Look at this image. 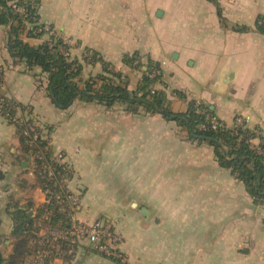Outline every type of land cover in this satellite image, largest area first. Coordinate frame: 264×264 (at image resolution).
Segmentation results:
<instances>
[{"label":"crops","instance_id":"0c3cea01","mask_svg":"<svg viewBox=\"0 0 264 264\" xmlns=\"http://www.w3.org/2000/svg\"><path fill=\"white\" fill-rule=\"evenodd\" d=\"M38 14L69 40L81 88L105 73V61L134 90L151 59L164 74L156 88L165 90L174 112L196 101L227 126L242 116L264 136V32L257 28L264 0H39ZM8 37V26L0 24L4 92L23 107L20 116L41 128L52 150L65 154L69 187L80 196L77 216L92 221L104 215L123 236L126 263L264 264V199L220 163L214 145L192 138L174 119L143 107L130 111L123 101L77 98L67 109L57 107L47 92L48 74L12 57ZM22 37L39 46L50 34ZM133 54L139 56L134 64L124 61ZM32 165L16 125L0 116L5 257L16 242L11 211L18 206L35 216L44 204ZM19 264L119 263L84 240L72 258L49 263L34 253Z\"/></svg>","mask_w":264,"mask_h":264},{"label":"trees","instance_id":"16d2710c","mask_svg":"<svg viewBox=\"0 0 264 264\" xmlns=\"http://www.w3.org/2000/svg\"><path fill=\"white\" fill-rule=\"evenodd\" d=\"M13 1L0 0V24L8 26V49L12 57L26 62L29 67L40 66L48 74L47 92L57 107L67 109L77 98L98 101L104 105L123 101L127 103L130 111L143 107L146 112L160 113L168 119H174L188 128L192 138L214 145L220 163L230 167L246 183L252 195L264 199V144H262V152H259L250 142L251 138L257 137V131L261 132L259 128H252L249 125L229 127L216 115L214 110L203 107L196 101L190 102L185 112H174L170 108L165 90L156 88L152 91L151 89V85L162 81L164 75L160 63L151 59L147 61V69L143 71L141 80L134 90H130L127 82L121 80L122 74L110 70L105 61H103L105 73L90 78L85 87L81 88L75 80L81 67L76 60L70 58L69 45L59 39L52 48L47 42L33 46L22 37L23 33L28 37H40L44 34L43 31L37 30L42 25L38 14L39 0H36V6L31 3L26 4L24 13L13 9ZM16 1L21 2V0ZM214 1L217 2V0ZM257 28L264 32V17L261 15L257 20ZM61 46L65 48L64 51L60 48ZM95 55H97L96 52ZM95 55L93 54V57ZM98 59L101 60L100 57ZM137 59H139L137 54L124 57V61L131 65ZM152 71L158 73L151 77ZM0 76L2 78L1 68ZM96 80L103 82L101 89L94 87ZM21 109L23 107L20 104L6 95L0 116L16 125L17 134L25 151L33 157L39 185L44 186L48 181L40 177L43 161L37 157V152L48 141L43 137L41 128L33 125L32 119L19 115ZM213 117H217L223 125L213 128L211 122ZM201 124H204L205 128H200ZM36 132L38 138L33 140ZM46 210L49 211V218L43 222L45 227L67 225L66 214L61 212L57 205H43L35 216H32L26 208L14 207L11 214L14 221L12 235L16 237L15 248L9 257H5L0 249V264H19L20 260L33 255L39 249L48 248L47 243L40 244L42 237L38 236L40 229L38 221ZM1 242L2 235L0 234V244ZM61 245L64 247L63 243ZM114 260L119 264H128L120 259Z\"/></svg>","mask_w":264,"mask_h":264},{"label":"built area","instance_id":"2783aa9c","mask_svg":"<svg viewBox=\"0 0 264 264\" xmlns=\"http://www.w3.org/2000/svg\"><path fill=\"white\" fill-rule=\"evenodd\" d=\"M31 3L36 6V0H21L12 2V7L16 12L24 13L26 10V4ZM38 31L49 33L50 38L46 41L52 48L56 41L62 39L64 44H69V40H66L58 36L53 28L47 24H42ZM63 51L65 48L60 47ZM158 72L152 71L150 76L154 77ZM160 81L154 82L151 85L152 91L156 89V84ZM6 93L4 92L3 80L0 76V110L3 107V102ZM212 127L222 126L223 123L218 120L217 117H213ZM248 125V121L238 116L232 128ZM200 128H205L204 124L200 125ZM257 137L251 138L250 142L254 147L262 152V144H264V136L261 132L257 131ZM262 136V137H261ZM38 138V133L33 135V140ZM257 140V142H255ZM37 157L43 161L40 169V177L48 183L40 185V188L44 194L43 205H57L61 212H64L67 217L66 226H53L45 227L43 222L49 218V211L40 217L38 225L40 229L38 236L42 237L40 244H48V248L39 249L35 253L37 260L49 263L56 258H72L80 245L84 240H87L94 248L95 251L103 254L107 257L124 260V254L120 249V245L123 242V236L119 233L113 225L105 218H96L92 221H85L79 219L77 216L78 207L80 205V196L69 187V180L71 179L72 170L66 160V156L62 152H54L47 142L38 152ZM33 172L35 174L36 165H32ZM36 175V174H35ZM37 177V176H36ZM61 243L64 244L62 247Z\"/></svg>","mask_w":264,"mask_h":264},{"label":"water","instance_id":"95a60500","mask_svg":"<svg viewBox=\"0 0 264 264\" xmlns=\"http://www.w3.org/2000/svg\"><path fill=\"white\" fill-rule=\"evenodd\" d=\"M26 164H27V162H26V161H24V162H23V165H24V166H26Z\"/></svg>","mask_w":264,"mask_h":264},{"label":"rangeland","instance_id":"374dc122","mask_svg":"<svg viewBox=\"0 0 264 264\" xmlns=\"http://www.w3.org/2000/svg\"><path fill=\"white\" fill-rule=\"evenodd\" d=\"M104 216V215H103ZM103 216H101V218H103ZM99 217V216H98ZM100 218V217H99ZM104 218H105V216H104Z\"/></svg>","mask_w":264,"mask_h":264}]
</instances>
